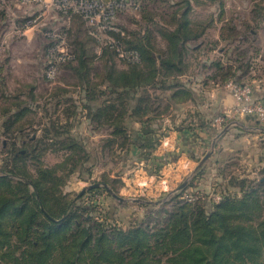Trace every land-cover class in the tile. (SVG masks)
<instances>
[{
	"label": "trees",
	"instance_id": "trees-1",
	"mask_svg": "<svg viewBox=\"0 0 264 264\" xmlns=\"http://www.w3.org/2000/svg\"><path fill=\"white\" fill-rule=\"evenodd\" d=\"M186 3L184 10L174 13L173 29L156 30L167 42V50L160 53L153 32L135 33L134 40L109 32L115 46L100 45L84 17L75 14L68 30L71 59L61 68L76 79L80 103L68 95L69 85L56 87L50 96L59 98L58 108L64 104L66 121L51 119L44 108V118L49 119L38 123L43 126L40 137L32 135L25 142L23 138L20 147L19 136L36 125L31 103L19 94L0 109L2 150L7 157L0 170V264H264V177L259 181L233 177L227 189L235 193H222L218 203L184 202L177 194L167 207L151 213L156 218L153 224L144 221L127 228L94 218L95 210L78 205L63 190L75 168L89 161L87 144L72 132L80 114L94 131H109L105 148L129 150L134 141L128 118L147 125L169 113L174 104L193 99L180 80L190 71L185 52L200 43L208 26L188 19L191 4ZM119 46L138 53L140 62L117 68ZM211 67L215 72L210 80L240 83L233 77L241 67L235 70L219 61ZM33 90L30 97L36 102ZM4 97L6 101L4 93L0 100ZM141 136L140 161L149 165L163 136ZM44 143L47 151H62L67 157L53 167L37 163L35 174L28 162ZM100 184L116 194L109 181Z\"/></svg>",
	"mask_w": 264,
	"mask_h": 264
},
{
	"label": "rangeland",
	"instance_id": "rangeland-1",
	"mask_svg": "<svg viewBox=\"0 0 264 264\" xmlns=\"http://www.w3.org/2000/svg\"><path fill=\"white\" fill-rule=\"evenodd\" d=\"M138 1L141 5V11L138 12L128 8L123 11H116L113 18V23L122 28L125 36L127 35L128 38L133 39L135 33L139 32L146 35L148 32H153L157 52L167 50L166 40L156 30L173 29L174 26L170 22L175 17L174 13L178 10H184L188 1L191 4L188 19L193 23L208 26V29L200 43H193L188 46L189 49H186L185 61L190 65V71L186 76L180 78L181 82L185 85L196 84L206 90L213 89L216 86L225 87V85H221V80L213 81L209 79L215 72V68L211 67L212 63L219 61L225 64L226 67H232L235 70L241 67L238 73L234 74L236 79L235 77L233 79L238 80L239 84L250 86L253 89L254 98L257 100L255 93L258 92L256 90L264 86V0ZM50 3L51 0L49 2L47 0H37L36 2L34 0H0L2 90L7 89L9 94L12 92L15 93V96L17 91L26 89V86L33 85L37 88L35 93L36 102L31 99L25 100L31 103L30 107L35 111L31 119L36 121V125L29 128L24 135L19 136L17 143L20 147L23 144V138L25 142L32 135L37 138L40 137V129L43 126H39L38 123H41L46 115L44 108L47 109L48 117L51 119L63 115L61 111L65 107L64 104L58 108L59 98L55 97L52 100L50 98L56 87L69 85L70 94L68 95L73 96L79 103L81 99L77 81L68 71L60 68L59 76L55 81H52L46 77V68L44 66L43 69V64L35 68L38 63L46 65L48 49L52 43H55L47 37L48 30L59 28L58 32H60L67 25L65 19L52 10ZM71 43L72 41L68 39L67 35V51L70 50ZM96 50L101 51L99 47ZM115 63L119 69H123L128 65L118 57L115 59ZM41 69H43L42 72H39ZM227 74L230 76L229 72ZM158 93L161 94L160 91ZM4 100L5 97L3 98L4 105H9V102H11L10 96L6 98V101ZM173 112L174 110L169 113L163 112L164 115L158 120L162 121L169 118L173 115ZM83 117V114L82 116L80 114L78 119L74 121L72 132L87 144L89 161L85 165H78L75 168L63 190L69 198H74L78 205L91 207L95 210L91 214L94 218L104 219L114 227L127 228L144 221L153 224L156 218L151 213H157L167 207L172 203V197L177 194L181 195L180 199L184 202L214 201V197L217 195L221 197L222 193H235L232 188L227 189L233 177H247L256 181L262 180V177H264V154L246 156L245 153V151L249 153L255 151V149L250 150V147H253L252 144H255L257 149L260 148L258 153L264 150V127L252 117L243 118L255 120L251 126L257 128V130L254 129L252 134H256L258 140L254 141L253 137L245 135L247 140L243 141L239 148L236 147V150H240L234 153V156L221 157L218 166L214 164L215 158L210 160L214 153L215 144L212 147H204L198 164L210 152L212 154L209 159L198 170L181 175L172 186L169 185L172 180L169 176L170 173L164 172L162 168L159 169V164L150 168L149 165H145L140 161L142 155H136L135 147L140 148L139 143L144 141L137 134L139 131L137 126H135L137 128H134V125H131L128 128L134 141V145H131L129 150H119L116 146L105 148L106 141L102 137L106 133L95 134L96 132L92 133L89 129L86 132L84 124L79 122ZM214 119L211 124H206L207 129H211V132H221L228 124V122L225 124L226 121L219 125L215 124ZM238 119H240V116L232 118V122ZM1 121L0 126L3 123ZM182 125V129L186 132L184 134L188 136L183 138L184 144L194 147L195 144H198V137H196L195 130H193L195 127L189 124ZM34 129H38L37 134L34 133ZM163 130L158 133L163 136L160 143L168 133V129L164 128ZM100 132L105 131L100 130ZM215 132L214 134H216ZM3 141L5 140L1 136L0 130V170L4 159L7 158L4 150H2ZM45 149L46 145L44 143L37 149L35 158L28 162L31 171L35 174L34 165H37V163H41L45 167H53L63 163L67 157L65 152H52ZM38 153L44 154L37 158ZM171 159L174 161L175 157ZM163 162L165 163L166 160H160V165ZM205 164L206 166H204ZM69 168L64 172L59 171V174L67 173ZM139 169L143 170L144 174ZM1 173L0 171V175ZM175 174L174 171L171 172V176ZM17 180V178H14L15 182ZM106 181H109L116 195L124 199L123 201L114 198L103 184L100 187H94V185ZM182 184L186 185L180 188ZM185 188L187 189L185 190Z\"/></svg>",
	"mask_w": 264,
	"mask_h": 264
},
{
	"label": "crops",
	"instance_id": "crops-1",
	"mask_svg": "<svg viewBox=\"0 0 264 264\" xmlns=\"http://www.w3.org/2000/svg\"><path fill=\"white\" fill-rule=\"evenodd\" d=\"M49 1L50 0H47V2ZM41 65L44 69V66H45L44 63H38V65H35V68H38V66H41ZM43 69H41L39 72H42ZM1 75L2 74L0 72V95H3L4 93L6 97L8 96H10V98L14 97L15 93L13 94L11 92V94H9L7 92V89L2 90ZM187 88L191 90L193 99L185 103L174 104L173 105L174 112L172 113L173 115H171L169 118L163 119L162 121L157 120L155 121V124L153 122L152 125L150 124L142 125L138 120L133 119V118L127 119L128 128H130L131 125H134V128H137V127L140 128V129L137 128V130H139L137 134L140 136L144 134L161 133V131L164 128L168 129V133L166 134L164 140H162V142L160 143L158 149L155 152V157L150 162L149 166L151 168L152 166L155 167L156 165L159 164L160 166L159 169L162 168L164 172L170 173L169 176L172 179L169 182L170 186L174 185V182H177V180L179 179V177H181V175L190 174L194 172V170L196 171L199 165L198 161L200 160L199 158L203 154L204 147H210V146L212 147V145L215 144L214 149H213L214 153L210 157V160H214L215 158L214 164L215 166H218L220 164L221 157L234 156L235 155L234 153L240 150V149L236 150V147L239 148V145L241 146L243 144V141L247 140V137L245 135L251 138L253 137L252 139L254 141L258 140L257 135L252 134L254 129L257 130V128L251 126V124L255 122V120L252 118L240 117V119H238L235 122H232V119L228 118L225 122V124L227 122L228 124L225 125L224 129L221 132L218 131L216 133L214 131L216 134H214V132H211L210 131L211 129L210 130L207 129L206 124H211L215 117L221 114L228 113L229 111L233 109L235 102L232 97V92L228 87L216 86L213 89L206 90L205 88L199 85L188 84ZM259 88L260 89L256 90V92L258 93L257 94L255 93V95L257 99L264 102V86L259 87ZM26 89L17 91L16 93V95L20 94L19 97L22 100L31 99L30 93L32 89H34L33 90L34 94L37 91V88L33 85L26 86ZM3 106H4L3 100H0V109H2ZM173 110L171 109L170 112H172ZM3 119H4V116L1 115V112H0V120H2L1 122L4 121ZM48 119L49 118H46L44 121H48ZM81 119H80L81 121L79 122H82V124H84V127H86L85 128L86 132L90 130V132L92 133L96 132L95 134L106 133V135H103L102 138H105L109 135V131L107 130L102 133L100 131H94L93 127L91 126L90 121L85 116ZM61 120L62 122L66 121L63 116H61ZM182 124H189L190 126L195 127L193 130H195L196 137H198L197 139L198 144H195L194 147H190L189 145L184 144L185 142L183 138L188 137V136L184 134L186 132L184 129H182V126H183ZM87 129L89 130L87 131ZM252 145L253 147H250V150L255 149V151L257 150V152L255 153L254 151L252 153H249L245 151L246 156H252L254 154L256 155L264 154V150L258 153L260 148H258L259 149L258 150L255 144H252ZM135 149L137 151L135 152L136 155H140L142 153L141 149H138V148H135ZM172 157H175L174 161L171 159ZM160 160L161 161L166 160V162L165 163L163 162L160 165L159 163ZM204 166H206V164ZM173 171L176 174L171 176V172ZM140 172L144 174L143 170H141Z\"/></svg>",
	"mask_w": 264,
	"mask_h": 264
},
{
	"label": "built area",
	"instance_id": "built-area-1",
	"mask_svg": "<svg viewBox=\"0 0 264 264\" xmlns=\"http://www.w3.org/2000/svg\"><path fill=\"white\" fill-rule=\"evenodd\" d=\"M50 6L53 11L65 19L67 24L65 29L60 32H58V28L50 29L46 33L47 37L55 42L48 49V61L45 65L46 77L52 81H55L59 76L61 65L71 59L70 52L66 49V39L71 19L75 14L84 17L90 29V34L100 45H114L115 41L109 35V32L125 35L123 30L113 23L116 11H123L128 8L138 12L141 11L138 0H51ZM102 34L104 35L103 38ZM116 51L121 61L126 63L140 62V56L134 51L125 50L122 46L117 47ZM225 87L230 88L235 105L228 113L217 116L214 123L219 125L228 118L232 119L240 116L252 117L264 127V102L254 98L253 89L248 85L234 82L228 83ZM220 200L219 195L214 197L216 203Z\"/></svg>",
	"mask_w": 264,
	"mask_h": 264
},
{
	"label": "water",
	"instance_id": "water-1",
	"mask_svg": "<svg viewBox=\"0 0 264 264\" xmlns=\"http://www.w3.org/2000/svg\"><path fill=\"white\" fill-rule=\"evenodd\" d=\"M211 156V153H208L204 159L199 163L198 167L196 170H198L199 168H201L203 166V164L209 159V157ZM186 184L182 185L180 188H183ZM102 186L101 184H96L94 185V187H100ZM107 190L108 192L114 197L116 198L117 200H120V201H123L124 199L120 198L118 195L114 194L106 185H103ZM84 192V191H83ZM149 204H158V203H154V202H147Z\"/></svg>",
	"mask_w": 264,
	"mask_h": 264
}]
</instances>
